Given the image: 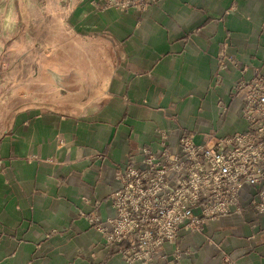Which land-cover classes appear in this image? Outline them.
I'll return each instance as SVG.
<instances>
[{"label": "crops", "instance_id": "1", "mask_svg": "<svg viewBox=\"0 0 264 264\" xmlns=\"http://www.w3.org/2000/svg\"><path fill=\"white\" fill-rule=\"evenodd\" d=\"M142 2H77L69 48L23 71L28 93L0 98V264H127L88 220L113 216L116 171L160 150L162 134L175 151L178 132L214 144L250 129L233 88L264 75V0ZM241 203L164 252L264 264V179Z\"/></svg>", "mask_w": 264, "mask_h": 264}, {"label": "built area", "instance_id": "2", "mask_svg": "<svg viewBox=\"0 0 264 264\" xmlns=\"http://www.w3.org/2000/svg\"><path fill=\"white\" fill-rule=\"evenodd\" d=\"M102 1L104 8L144 6L143 0ZM233 95L242 98L246 133L209 144L178 132L175 151L162 134L160 150L144 148L141 163L116 171L120 187L112 194L113 216L88 220L125 263L177 264V255L164 252V246L173 244L182 228L197 232L209 220L239 212L245 187L255 188L264 179V75L239 79Z\"/></svg>", "mask_w": 264, "mask_h": 264}, {"label": "rangeland", "instance_id": "3", "mask_svg": "<svg viewBox=\"0 0 264 264\" xmlns=\"http://www.w3.org/2000/svg\"><path fill=\"white\" fill-rule=\"evenodd\" d=\"M81 1L0 0V98H19L21 93H28L20 85L26 82L23 71H33L35 65L50 60V50L69 48L67 18L70 9ZM130 4L110 7L138 6ZM60 59L57 61L69 60L68 57Z\"/></svg>", "mask_w": 264, "mask_h": 264}]
</instances>
